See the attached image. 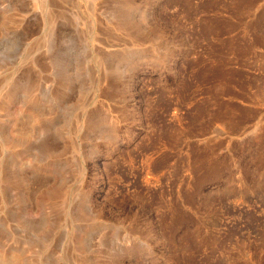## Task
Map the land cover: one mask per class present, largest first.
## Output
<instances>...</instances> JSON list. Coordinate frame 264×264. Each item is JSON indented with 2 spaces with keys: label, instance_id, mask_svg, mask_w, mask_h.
<instances>
[{
  "label": "rangeland",
  "instance_id": "374dc122",
  "mask_svg": "<svg viewBox=\"0 0 264 264\" xmlns=\"http://www.w3.org/2000/svg\"><path fill=\"white\" fill-rule=\"evenodd\" d=\"M13 250L264 264V0H0V264Z\"/></svg>",
  "mask_w": 264,
  "mask_h": 264
},
{
  "label": "bare ground",
  "instance_id": "6f19581e",
  "mask_svg": "<svg viewBox=\"0 0 264 264\" xmlns=\"http://www.w3.org/2000/svg\"><path fill=\"white\" fill-rule=\"evenodd\" d=\"M50 13V12H49ZM55 57V56H54ZM54 57H53V55H52V58L54 59ZM47 65V64H46ZM45 69V68H44ZM18 111V110H17ZM18 113H19V111H18ZM29 120V119H28ZM41 120V116H40V114H33V115H31V119H30V121L31 122H39ZM41 124V123H40ZM39 124V125H40ZM44 124V123H43ZM35 125V124H34ZM42 125V124H41ZM40 125V127L42 128V126ZM44 126V125H43ZM27 128V127H26ZM25 128V129H26ZM45 129V128H44ZM48 129V128H47ZM42 131H43V129H42ZM45 131H47V130H45ZM11 132V131H10ZM12 135V137H13V139H11L10 141H9V147L11 146V147H13V148H15V147H17L18 145H19V142H20V140H21V136H23L24 137V135H30V133H29V131H25V132H17V133H15L14 131H13V133L11 134ZM45 144V143H44ZM38 145H39V143H38ZM37 145V146H38ZM47 145V144H46ZM47 146H49V145H47ZM50 147H53V145H51V143H50ZM37 148H39L40 150H41V148H42V145H39ZM36 148V149H37ZM11 149V148H10ZM38 152V151H37ZM40 152V151H39ZM40 154V153H39ZM15 160V159H14ZM13 161V160H12ZM13 164H15V163H13ZM13 167V166H12ZM13 172H14V170H13ZM7 178V177H6ZM10 178V182L11 181H13L15 178L16 179H20V180H23V179H21V178H19V177H17V175H11V177H9ZM22 178H24V177H22ZM5 182V181H4ZM53 192V191H52ZM58 192V191H57ZM53 196V195H52ZM57 196V195H56ZM63 196V195H62ZM51 199H53V198H51ZM80 242V241H79ZM32 248H34V247H32ZM79 248L81 249V247L79 246ZM30 249V248H29ZM34 251V250H33ZM8 252V251H7ZM11 251H9V253H10ZM25 258L22 256V253L21 252H19L18 250H13L10 254H9V257H8V259L7 260H5V263L4 264H22L23 263V261H25L24 260ZM31 260V259H30ZM88 260V259H87ZM94 260V259H93ZM92 260V261H93ZM87 262V261H86ZM95 262H96V260H95ZM2 264V263H1ZM92 264H96V263H92Z\"/></svg>",
  "mask_w": 264,
  "mask_h": 264
}]
</instances>
